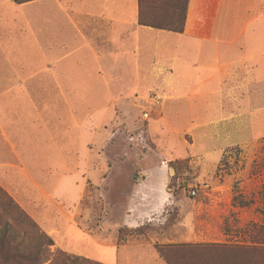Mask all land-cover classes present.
<instances>
[{
	"label": "crops",
	"instance_id": "0c3cea01",
	"mask_svg": "<svg viewBox=\"0 0 264 264\" xmlns=\"http://www.w3.org/2000/svg\"><path fill=\"white\" fill-rule=\"evenodd\" d=\"M138 15V0H0V133L20 161L21 176L53 205L69 190L58 196L55 185L41 186L25 165L43 155L52 170H64L60 181L71 184L77 177L68 173L69 165H92L87 176L97 174L101 185L111 180L114 160L101 155L99 130L113 121L121 100L116 88L144 93L155 84L157 94L170 96L163 116L151 125L167 124L170 108L186 107L196 125L216 118L232 123L233 117L264 110V0H187L181 33L140 26ZM235 96H246L242 108ZM228 97L233 113L226 116L222 104ZM100 165L110 170L105 179ZM160 170L140 172L133 201L152 187L155 203L164 206V184L156 182ZM133 201L131 208H138ZM74 231L71 223L64 225L87 258L129 261L126 249L83 241ZM98 251L112 259L98 258Z\"/></svg>",
	"mask_w": 264,
	"mask_h": 264
},
{
	"label": "rangeland",
	"instance_id": "374dc122",
	"mask_svg": "<svg viewBox=\"0 0 264 264\" xmlns=\"http://www.w3.org/2000/svg\"><path fill=\"white\" fill-rule=\"evenodd\" d=\"M184 1L142 0V8L149 16L171 23L183 12ZM9 59L14 61L12 55ZM145 88L146 92L133 94L116 88L114 96L121 100L117 99L113 121L99 130L100 145L104 143L100 153L114 160L109 168L115 171L111 180L104 181V188L97 174L87 176L92 165L66 166L68 173H78L71 184L60 181L64 170H52L43 155L35 165H25L28 173L38 175L34 180L41 186L55 185L58 196L69 190L68 197H56L54 205L47 197L36 196L28 178L21 176L12 145L0 133V231L4 224L8 226L5 243L0 241V264H103L75 247L74 236L64 232L66 223L83 235V241L92 238L117 251L126 249L129 261L114 264H167L159 254L165 247H171L173 264H244L240 254L209 250L204 256L205 251L189 253L177 247H264V110L233 117L232 123L216 118L196 125L184 106L165 112L167 124L151 125L163 116L170 96L157 94L160 89L155 84ZM244 97L235 96L236 107L242 108ZM226 98L222 105L227 116L233 110L227 107L231 99ZM246 107L250 109L247 103ZM100 168L107 178L110 170L105 165ZM157 168L162 180L156 182L164 184V206L155 203L152 187L146 197L133 201V184L138 183L140 172ZM5 196L13 205L4 204ZM131 201L138 208H131ZM130 223L136 226L128 227ZM98 254L102 260L112 259L110 252ZM248 262L264 264V257Z\"/></svg>",
	"mask_w": 264,
	"mask_h": 264
},
{
	"label": "trees",
	"instance_id": "16d2710c",
	"mask_svg": "<svg viewBox=\"0 0 264 264\" xmlns=\"http://www.w3.org/2000/svg\"><path fill=\"white\" fill-rule=\"evenodd\" d=\"M30 1H34V0H14L16 4H22V3H26ZM184 2H185L184 9L181 15L179 14L180 16H178L177 19L174 18V20L171 23L170 21L166 23L165 20L167 18L162 19V18L156 17L155 15L151 17L148 14L149 12L147 13L144 12L142 8V0H138V4H139L138 25L143 26V27H150L153 29L170 31L174 33H181L183 29L184 21H185L187 0H185ZM5 199L7 200V201H4L5 205H9V204L13 205L12 201L7 196H5ZM4 211L6 210L4 209ZM0 232H1L0 241L2 244V243H5L4 240L8 233V226L4 224V228ZM47 241H48V245L51 246L52 241L50 239H48ZM1 248H4V247L1 246ZM177 248L178 249L187 248V251H190L189 253H195V252L199 253V252L205 251L204 256L208 254L209 250H211L215 254H219V253L220 254L229 253L230 255L240 254L241 255L240 262L244 264H249L248 261L250 260V258L259 257V256L264 257V247H259L256 245L255 246H245V245L239 246V245H228V244H220V245L219 244H216V245L205 244V245H198V246H179ZM168 249H171V247L160 248L159 254L166 261L167 264H173V262L169 259ZM211 253L209 255H211ZM1 264H4V263H1ZM251 264L253 263L251 262Z\"/></svg>",
	"mask_w": 264,
	"mask_h": 264
}]
</instances>
